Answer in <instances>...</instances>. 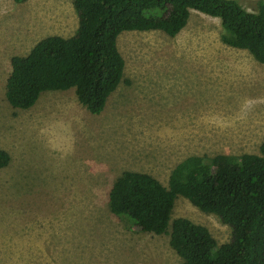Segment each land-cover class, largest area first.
Returning <instances> with one entry per match:
<instances>
[{"label":"rangeland","instance_id":"374dc122","mask_svg":"<svg viewBox=\"0 0 264 264\" xmlns=\"http://www.w3.org/2000/svg\"><path fill=\"white\" fill-rule=\"evenodd\" d=\"M252 10L253 0H238ZM77 26L71 0H0V264H176L165 234L133 231L107 209L124 170L162 185L188 155L258 153L264 140V63L219 40L216 17L190 10L174 36L122 31L123 79L99 114L73 89L42 91L27 109L4 98L9 58ZM230 229L177 195L171 218Z\"/></svg>","mask_w":264,"mask_h":264},{"label":"trees","instance_id":"16d2710c","mask_svg":"<svg viewBox=\"0 0 264 264\" xmlns=\"http://www.w3.org/2000/svg\"><path fill=\"white\" fill-rule=\"evenodd\" d=\"M71 3L77 17L72 35L42 37L25 55L9 58L4 98L12 108L31 107L42 91L72 88L89 113L99 114L123 79L118 34L159 30L172 37L185 26L190 10L216 17L221 43L264 63V0H253L252 10L238 0ZM8 161L0 149V167ZM177 195L216 215L229 227V239L217 244L204 226L171 218ZM106 205L133 231L167 235L180 258L176 264H264V140L258 153L188 155L171 168L165 186L148 173L124 170L109 187Z\"/></svg>","mask_w":264,"mask_h":264}]
</instances>
